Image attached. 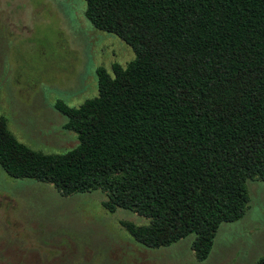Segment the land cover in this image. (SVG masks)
Returning <instances> with one entry per match:
<instances>
[{"label": "trees", "instance_id": "16d2710c", "mask_svg": "<svg viewBox=\"0 0 264 264\" xmlns=\"http://www.w3.org/2000/svg\"><path fill=\"white\" fill-rule=\"evenodd\" d=\"M84 16L134 52L96 68L97 96L55 110L76 133L65 154L17 141L0 117V167L62 196L101 190L103 208L146 249L194 235L199 261L264 182V0H84ZM256 264H264V257Z\"/></svg>", "mask_w": 264, "mask_h": 264}, {"label": "rangeland", "instance_id": "374dc122", "mask_svg": "<svg viewBox=\"0 0 264 264\" xmlns=\"http://www.w3.org/2000/svg\"><path fill=\"white\" fill-rule=\"evenodd\" d=\"M84 0H0V117L20 143L44 154L78 145L56 101L79 107L97 96L96 68L135 55L92 27ZM249 209L222 223L209 256L197 260L189 235L146 249L121 227L145 226L131 211L103 208L101 190L62 196L54 186L14 179L0 167V264H256L264 257V182L248 180Z\"/></svg>", "mask_w": 264, "mask_h": 264}]
</instances>
